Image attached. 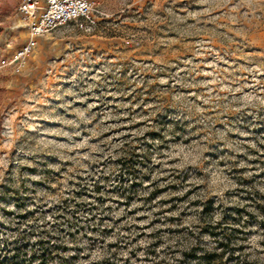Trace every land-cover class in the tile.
<instances>
[{
  "label": "rangeland",
  "instance_id": "374dc122",
  "mask_svg": "<svg viewBox=\"0 0 264 264\" xmlns=\"http://www.w3.org/2000/svg\"><path fill=\"white\" fill-rule=\"evenodd\" d=\"M90 1L0 69V264H264V0Z\"/></svg>",
  "mask_w": 264,
  "mask_h": 264
},
{
  "label": "built area",
  "instance_id": "2783aa9c",
  "mask_svg": "<svg viewBox=\"0 0 264 264\" xmlns=\"http://www.w3.org/2000/svg\"><path fill=\"white\" fill-rule=\"evenodd\" d=\"M18 12L28 20L27 39L10 59L0 61V69L11 67L19 71L40 37L72 21L90 20L98 14L97 6L90 0H22Z\"/></svg>",
  "mask_w": 264,
  "mask_h": 264
},
{
  "label": "trees",
  "instance_id": "16d2710c",
  "mask_svg": "<svg viewBox=\"0 0 264 264\" xmlns=\"http://www.w3.org/2000/svg\"><path fill=\"white\" fill-rule=\"evenodd\" d=\"M41 264H45V263H44V261H42V263H41Z\"/></svg>",
  "mask_w": 264,
  "mask_h": 264
}]
</instances>
